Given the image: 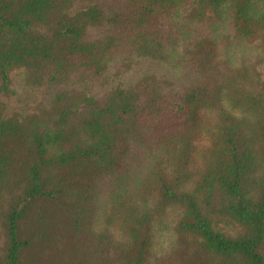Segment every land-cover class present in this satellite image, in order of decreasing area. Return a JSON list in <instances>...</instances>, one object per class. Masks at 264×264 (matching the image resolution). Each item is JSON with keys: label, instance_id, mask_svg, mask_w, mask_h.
I'll use <instances>...</instances> for the list:
<instances>
[{"label": "trees", "instance_id": "1", "mask_svg": "<svg viewBox=\"0 0 264 264\" xmlns=\"http://www.w3.org/2000/svg\"><path fill=\"white\" fill-rule=\"evenodd\" d=\"M0 264H264V0H0Z\"/></svg>", "mask_w": 264, "mask_h": 264}, {"label": "rangeland", "instance_id": "2", "mask_svg": "<svg viewBox=\"0 0 264 264\" xmlns=\"http://www.w3.org/2000/svg\"><path fill=\"white\" fill-rule=\"evenodd\" d=\"M32 95L30 94H25L23 90L19 89L17 90V96H11L10 97V101H12L15 105L14 107H16L17 109L23 107V102H20V100L22 98L27 99V98H31Z\"/></svg>", "mask_w": 264, "mask_h": 264}]
</instances>
